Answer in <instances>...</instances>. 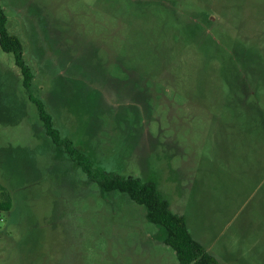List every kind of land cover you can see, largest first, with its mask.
<instances>
[{
  "label": "rangeland",
  "instance_id": "rangeland-1",
  "mask_svg": "<svg viewBox=\"0 0 264 264\" xmlns=\"http://www.w3.org/2000/svg\"><path fill=\"white\" fill-rule=\"evenodd\" d=\"M61 136L156 185L219 264H264V0H0ZM0 264H179L45 133L0 48Z\"/></svg>",
  "mask_w": 264,
  "mask_h": 264
},
{
  "label": "trees",
  "instance_id": "trees-1",
  "mask_svg": "<svg viewBox=\"0 0 264 264\" xmlns=\"http://www.w3.org/2000/svg\"><path fill=\"white\" fill-rule=\"evenodd\" d=\"M0 48L14 56L15 64L23 76V87L28 92V99L33 103L43 123L45 133L52 142L65 149L70 159L82 171L96 182L102 194L119 192L127 195L132 202L144 207L146 219L163 230L162 242L176 254L179 264H219L206 249L196 241L189 232L183 217L175 214L166 199L161 197L153 183H143L137 178H123L119 175L95 170L89 159L69 141L61 136L54 126L53 118L47 111L44 102L31 93L34 74L24 60V49L21 40L8 31V16L0 1ZM10 210V200L0 203V211Z\"/></svg>",
  "mask_w": 264,
  "mask_h": 264
}]
</instances>
